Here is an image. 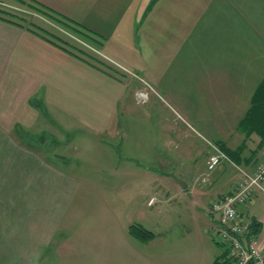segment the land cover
<instances>
[{"label":"rangeland","instance_id":"374dc122","mask_svg":"<svg viewBox=\"0 0 264 264\" xmlns=\"http://www.w3.org/2000/svg\"><path fill=\"white\" fill-rule=\"evenodd\" d=\"M203 1L210 4L205 16H200L198 4L201 12ZM191 2V6L184 2L180 11L184 12L182 37L200 43L195 54L199 57H205L209 44L226 42L231 36L230 26L238 29L236 33L240 28L247 32L243 14L258 11L264 17V0ZM225 5L230 12H224ZM0 6L24 16L27 24L34 21L55 37L67 40L74 49L103 58L101 48L90 35H80L26 3L0 0ZM249 18L250 22L255 19ZM139 58L146 60L143 53ZM111 63L113 69L121 70V66ZM262 67L263 73L248 81L249 95H226V106L231 99V113L204 112L202 106L203 112L196 115L206 117V124L187 107L176 106L175 99L163 91L166 98L161 97L154 86L144 81H150L147 71L143 74L140 70L143 80L138 74L127 73L129 88L107 129H60L54 140H47L48 145L38 140L41 144L34 159L35 202L31 212L30 201H24L23 254L10 264H217L216 256L223 248L210 233L209 205L219 194L232 191L239 177L234 163L253 167L264 154L258 133L247 135L241 128L252 106L253 93L264 79V62ZM255 69L260 66H253ZM139 91L146 96L139 97ZM220 118H226L221 125ZM171 127L174 133L182 132L183 139L165 146ZM215 147L224 151L228 159L210 170L207 162ZM31 148L29 140H0V184L14 183L17 171L25 173L18 176V182L25 187L31 184ZM170 175L183 179L189 187L181 189ZM26 193L30 198L31 193ZM152 194L156 201L149 205ZM243 211L255 215L264 228V193ZM31 213L36 221L34 242ZM147 225L155 235L160 227L162 232L168 229L164 243L153 252L147 251V241L154 237L147 239ZM205 225L209 242L200 233ZM0 259L9 264L10 258Z\"/></svg>","mask_w":264,"mask_h":264},{"label":"crops","instance_id":"0c3cea01","mask_svg":"<svg viewBox=\"0 0 264 264\" xmlns=\"http://www.w3.org/2000/svg\"><path fill=\"white\" fill-rule=\"evenodd\" d=\"M39 1L97 34L101 40L97 46L103 58L95 56V61L99 59L109 65L111 62L105 57L121 66V70L98 66V62L85 60L28 27L0 18V140H29L32 147L31 184L25 187L22 181L18 182V176H25L18 171L14 183L0 184V258H10L9 264L22 253L24 201H30L31 212L35 202L34 159L39 152L38 144L48 145L47 140H54L55 132L60 129L90 128L100 132L107 129L129 88L127 73L137 75L140 70L143 74L147 71L150 81L138 74L142 80L154 86L161 97L166 98L165 93L175 99L176 106L190 109L204 124L206 117L196 115L203 112L202 106L204 112L231 113V99L226 106V95L230 98L249 95L248 81L263 73L264 21L261 19L264 17L258 11L243 14L247 18V32L240 28L236 33L238 29L235 31L230 26V38L217 42L218 45L209 44L205 57H199L195 54L200 43L182 37L184 12L180 11L184 2L191 6V0ZM209 4L203 1L201 12L198 4L200 16H205ZM224 9L230 12L229 6L225 5ZM249 17L255 19L250 22ZM142 53L145 61L139 60ZM256 65L260 66L259 70H253ZM243 81L246 83L242 84ZM222 119L226 118L218 119L220 125ZM170 129L165 146L183 139L182 132L174 133ZM175 182L181 189L189 187ZM25 191L31 193L30 198ZM30 218L34 242L36 221L32 213ZM210 220L211 223V217ZM147 229L152 227L147 225ZM200 233L209 242L206 225ZM167 236L168 229L162 232L160 227L158 235L147 241V251L158 249ZM0 264H4L1 259Z\"/></svg>","mask_w":264,"mask_h":264},{"label":"built area","instance_id":"2783aa9c","mask_svg":"<svg viewBox=\"0 0 264 264\" xmlns=\"http://www.w3.org/2000/svg\"><path fill=\"white\" fill-rule=\"evenodd\" d=\"M137 95L146 96L144 92ZM210 154L207 167L215 169L227 154L215 147ZM238 179L232 191L218 195L208 208L212 218L214 239L223 248L227 264H264V228L255 216L244 213L243 208L260 193H264V154L253 167L236 164ZM156 201L152 196L149 203ZM261 222V227L257 226Z\"/></svg>","mask_w":264,"mask_h":264},{"label":"trees","instance_id":"16d2710c","mask_svg":"<svg viewBox=\"0 0 264 264\" xmlns=\"http://www.w3.org/2000/svg\"><path fill=\"white\" fill-rule=\"evenodd\" d=\"M15 1L28 4L30 7L34 8L35 10H38L41 14L46 15L52 18L53 20L62 23L64 26L68 27L74 32L80 35H86L87 37H89L90 35L94 43H96L97 45L101 44V40L99 39V37L96 36L97 34L92 32L89 28L63 15L62 13L58 12L57 10L51 8L50 6H48L47 4L41 1L39 0H15ZM0 18L20 26L28 27L29 29L53 41L55 44L59 45L60 47L70 50L71 52L75 53L81 58L88 60L90 62L92 61L94 64L98 62L99 63L98 66L102 67V65H105L108 67V69L114 70L113 67L109 66L108 64H104L99 59L95 61L96 57L84 51L83 49H74L68 44L67 40L59 38V36L55 37V34H53V32H49V30L37 25L34 21L30 20V22L27 24L26 22L27 19L24 16L19 15L16 12L9 10L7 8H4L3 6H0ZM42 32H47V35ZM49 33H51L52 36L49 35ZM241 128L247 132V135L252 134L253 132H257L258 135L261 137V141L259 145H262L264 143V79L261 81V83L256 88L255 92L253 93L252 106L245 115L243 122H241ZM261 225H262L261 222H257V226L261 227ZM145 231L147 232V239L155 235L149 229ZM224 256L225 254L223 252L219 256H217L216 263L227 264L223 259Z\"/></svg>","mask_w":264,"mask_h":264},{"label":"water","instance_id":"95a60500","mask_svg":"<svg viewBox=\"0 0 264 264\" xmlns=\"http://www.w3.org/2000/svg\"><path fill=\"white\" fill-rule=\"evenodd\" d=\"M174 176V178L176 179V181L182 186V187H187L188 186V184H187V182H185L183 179H181V178H178L177 176H175V175H173Z\"/></svg>","mask_w":264,"mask_h":264}]
</instances>
